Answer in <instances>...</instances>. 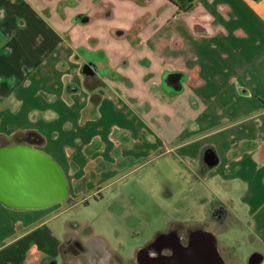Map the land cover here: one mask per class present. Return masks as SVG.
Wrapping results in <instances>:
<instances>
[{
  "label": "crops",
  "instance_id": "1",
  "mask_svg": "<svg viewBox=\"0 0 264 264\" xmlns=\"http://www.w3.org/2000/svg\"><path fill=\"white\" fill-rule=\"evenodd\" d=\"M174 1L0 0V148L45 154L67 188L0 200V264H196L197 246L236 264L219 249L243 234L264 264V0ZM148 167L164 229L124 186ZM88 191L122 223L50 226Z\"/></svg>",
  "mask_w": 264,
  "mask_h": 264
},
{
  "label": "water",
  "instance_id": "2",
  "mask_svg": "<svg viewBox=\"0 0 264 264\" xmlns=\"http://www.w3.org/2000/svg\"><path fill=\"white\" fill-rule=\"evenodd\" d=\"M67 198L64 175L56 163L45 154L26 145L0 148V200L17 208H42ZM193 257L201 262L206 255L216 260L213 249L193 248ZM205 256V258H206ZM187 257L180 252L179 258ZM162 264H172V261ZM183 264V263H179Z\"/></svg>",
  "mask_w": 264,
  "mask_h": 264
},
{
  "label": "rangeland",
  "instance_id": "3",
  "mask_svg": "<svg viewBox=\"0 0 264 264\" xmlns=\"http://www.w3.org/2000/svg\"><path fill=\"white\" fill-rule=\"evenodd\" d=\"M146 170H140L135 176L128 177L125 180L124 186L126 187V191H128V194H133V201L136 202L137 198H144V209L148 211L149 215H153L154 219L156 221L155 227L158 229H164L168 226V218L167 217H160L157 213H154L152 209L154 208V203L157 200L158 194L162 191L160 179L163 177V175H159L157 173H154L153 167H148ZM147 179V182H146ZM146 182V183H145ZM123 188L122 184L116 185V190L119 192ZM90 194V195H89ZM136 195V197H135ZM85 196L87 197V201L81 202L79 201L78 204H74L71 208L66 209L63 205L62 207L56 208V210L52 213L53 220L50 222V226L57 225L59 229L63 230V225L69 222H78L79 224H82L84 222L91 223L93 220L95 223L102 222V223H113V222H120L122 223L124 219L123 213L116 214H107L108 212L107 207L110 206V204H113L112 199L106 198L103 199L102 202H100L99 205L95 204V198L92 197V192L88 191L85 193ZM78 200V199H77ZM112 202V203H111ZM161 203L159 202L157 206H159ZM157 211V210H155ZM103 215V216H102ZM152 220V219H151ZM152 222V221H150ZM153 225L152 223H150ZM60 231V232H61ZM151 232V231H150ZM148 231V234H150ZM247 233V232H246ZM221 236V234H220ZM223 237V236H221ZM239 237V234H238ZM240 241V248L238 249H225L221 248V252L225 253L228 251L235 253L236 257L232 258L233 262H236V264H247L248 261V255L251 254L253 251L258 250L256 249V246L253 245L249 241L248 235L243 234V239H239ZM225 243V242H224ZM230 245L231 241L229 242ZM234 256V255H233Z\"/></svg>",
  "mask_w": 264,
  "mask_h": 264
},
{
  "label": "trees",
  "instance_id": "4",
  "mask_svg": "<svg viewBox=\"0 0 264 264\" xmlns=\"http://www.w3.org/2000/svg\"><path fill=\"white\" fill-rule=\"evenodd\" d=\"M171 1H174V0H171ZM180 3H188V4H191L192 3V1L193 0H178ZM174 2H176V1H174ZM179 8H181L180 6H179ZM28 136H36V134L35 133H30Z\"/></svg>",
  "mask_w": 264,
  "mask_h": 264
},
{
  "label": "flooded vegetation",
  "instance_id": "5",
  "mask_svg": "<svg viewBox=\"0 0 264 264\" xmlns=\"http://www.w3.org/2000/svg\"><path fill=\"white\" fill-rule=\"evenodd\" d=\"M202 249H203V254H206V249L204 247H202ZM176 252L177 253H175L173 256H179L180 255V252H181V249L180 250L178 249Z\"/></svg>",
  "mask_w": 264,
  "mask_h": 264
}]
</instances>
